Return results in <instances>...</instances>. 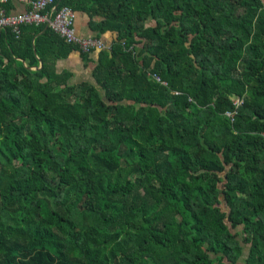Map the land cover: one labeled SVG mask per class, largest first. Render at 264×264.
Masks as SVG:
<instances>
[{"label": "trees", "instance_id": "1", "mask_svg": "<svg viewBox=\"0 0 264 264\" xmlns=\"http://www.w3.org/2000/svg\"><path fill=\"white\" fill-rule=\"evenodd\" d=\"M66 7L119 38L71 85L51 27L2 32L0 264H264V0Z\"/></svg>", "mask_w": 264, "mask_h": 264}, {"label": "built area", "instance_id": "2", "mask_svg": "<svg viewBox=\"0 0 264 264\" xmlns=\"http://www.w3.org/2000/svg\"><path fill=\"white\" fill-rule=\"evenodd\" d=\"M7 0H0V4ZM30 4V9L22 14H6L0 5V37L2 32L11 29L20 34L21 28L26 25H48L67 44L74 46L82 54H94L103 52L107 46L99 39H83L76 30L77 14L71 8H63L58 11L55 7L56 0H21ZM159 81L160 78L157 77ZM244 101L237 100L236 105L240 107ZM234 118L235 114L229 113Z\"/></svg>", "mask_w": 264, "mask_h": 264}, {"label": "crops", "instance_id": "3", "mask_svg": "<svg viewBox=\"0 0 264 264\" xmlns=\"http://www.w3.org/2000/svg\"><path fill=\"white\" fill-rule=\"evenodd\" d=\"M0 5L4 9L5 13L9 15L22 14L30 9V4L21 0H7ZM76 30L78 35L83 39L100 38V33L92 29V19L87 14H77ZM118 38V35L108 33L102 36L101 40L107 46L109 51L118 41ZM99 58L100 53L97 52L90 57L91 61H87L81 52L74 51L68 58L56 62L54 69L58 75L65 73L70 74L72 76L71 85L89 83L94 86H98L95 78V70L98 66ZM22 63L23 65L28 66L27 62L24 61ZM16 70L17 68H14L13 71Z\"/></svg>", "mask_w": 264, "mask_h": 264}, {"label": "rangeland", "instance_id": "4", "mask_svg": "<svg viewBox=\"0 0 264 264\" xmlns=\"http://www.w3.org/2000/svg\"><path fill=\"white\" fill-rule=\"evenodd\" d=\"M151 24H155V23H151ZM243 237H240V239H242ZM245 245V254H244V258H242L237 264H246L245 261V257L247 256V253L249 251V245L246 243H243Z\"/></svg>", "mask_w": 264, "mask_h": 264}, {"label": "water", "instance_id": "5", "mask_svg": "<svg viewBox=\"0 0 264 264\" xmlns=\"http://www.w3.org/2000/svg\"><path fill=\"white\" fill-rule=\"evenodd\" d=\"M109 52H110V53L112 52V48L109 50Z\"/></svg>", "mask_w": 264, "mask_h": 264}]
</instances>
